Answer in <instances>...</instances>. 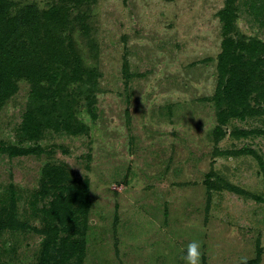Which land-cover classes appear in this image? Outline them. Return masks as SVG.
<instances>
[{"label":"rangeland","instance_id":"rangeland-1","mask_svg":"<svg viewBox=\"0 0 264 264\" xmlns=\"http://www.w3.org/2000/svg\"><path fill=\"white\" fill-rule=\"evenodd\" d=\"M9 1L13 16L56 6L78 18L64 35L97 88L94 116L86 95L67 92L76 135L29 122L27 79L1 99L0 264H185L193 240L198 264H264V165L220 155L246 148L264 164V115L218 116L226 0ZM235 10L231 37L264 45V0H235ZM250 101L261 105L255 93ZM83 188L86 215L79 202L50 213Z\"/></svg>","mask_w":264,"mask_h":264},{"label":"trees","instance_id":"trees-1","mask_svg":"<svg viewBox=\"0 0 264 264\" xmlns=\"http://www.w3.org/2000/svg\"><path fill=\"white\" fill-rule=\"evenodd\" d=\"M14 7L15 4L9 0H0V101L14 94L18 80L27 79L35 95V103L28 111L29 122L36 127L80 134L82 129L71 115L72 106L67 100V92L75 86L78 91L74 93L80 92L87 98L96 90L97 83L94 80L95 73L83 67L72 37L64 35L79 19L69 21V15L64 9L56 6L43 12L33 11L30 7L23 8L13 16ZM219 17L223 24L224 40L219 58V84L215 101L222 110L218 115L220 123L225 125L232 118L245 121L249 117L264 115V78L262 84H258L264 71V59H259V54L264 52V45L257 41L247 45L231 37L237 18L235 0H226ZM84 20L82 27L87 29ZM44 82L49 86H45ZM254 93L260 99L259 108L254 107L250 101ZM87 100L88 110L94 116L93 102ZM217 133L219 141L224 134L222 127H218ZM239 133L244 136L250 134L244 130ZM226 154H253L264 165L262 158L250 149L220 151V155ZM225 187L233 190L227 184ZM88 193L87 188H83L72 196L60 195L52 202L50 213L60 217L71 211L75 202H79L80 208L76 213L86 215L90 208Z\"/></svg>","mask_w":264,"mask_h":264},{"label":"clouds","instance_id":"clouds-1","mask_svg":"<svg viewBox=\"0 0 264 264\" xmlns=\"http://www.w3.org/2000/svg\"><path fill=\"white\" fill-rule=\"evenodd\" d=\"M201 243L198 240L191 241L187 247L183 257L185 264H198L200 256Z\"/></svg>","mask_w":264,"mask_h":264}]
</instances>
